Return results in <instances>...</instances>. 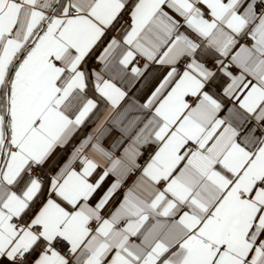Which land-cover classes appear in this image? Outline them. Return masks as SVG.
<instances>
[{"label": "crops", "instance_id": "0c3cea01", "mask_svg": "<svg viewBox=\"0 0 264 264\" xmlns=\"http://www.w3.org/2000/svg\"><path fill=\"white\" fill-rule=\"evenodd\" d=\"M78 7L71 40L26 94L15 129L11 113L0 126V228L14 225L17 253L47 241L42 264H223L237 218L249 204L257 215L264 210V0H79ZM186 48L215 101L199 112L198 132L177 143L155 178L105 174L106 153L119 154L135 116L114 101L149 95L168 70L160 56L182 58ZM209 59L221 67H205ZM87 72L100 106L86 92ZM5 94L0 89V112ZM159 126L157 118L149 125ZM80 159L84 166L72 168ZM34 162L47 170V195L17 226L12 219L27 215L44 185L29 173ZM58 234L70 240L73 261L50 247Z\"/></svg>", "mask_w": 264, "mask_h": 264}, {"label": "snow or ice", "instance_id": "6c2138e0", "mask_svg": "<svg viewBox=\"0 0 264 264\" xmlns=\"http://www.w3.org/2000/svg\"><path fill=\"white\" fill-rule=\"evenodd\" d=\"M78 3L79 0H0V89H6L7 103V115L0 113V126L11 113V127L15 129L18 110L48 67V57L58 56L65 46L62 41L71 40L73 26L78 22L71 13ZM184 51L187 54L182 58L168 52L160 56L157 63L168 70L149 95L137 98L125 93L114 101L126 102L135 116L122 130L127 143L119 154L106 153L111 164L105 174L126 172L131 177L139 170L141 176L155 178L161 165L174 156L177 143L198 132L199 112L215 101L208 95L202 66L189 49ZM154 118L160 121L155 129L149 127ZM154 144L159 145L155 151ZM147 151H152L151 159L145 156ZM257 212L255 205L249 204L235 221L227 237L231 252L223 253V264H264V214ZM29 215L16 223H26ZM13 227L5 224L0 228V264H42L47 241L37 239L21 257L14 246L16 242L11 240ZM54 246L61 252L67 248L59 240Z\"/></svg>", "mask_w": 264, "mask_h": 264}, {"label": "built area", "instance_id": "2783aa9c", "mask_svg": "<svg viewBox=\"0 0 264 264\" xmlns=\"http://www.w3.org/2000/svg\"><path fill=\"white\" fill-rule=\"evenodd\" d=\"M257 5H258L259 8H262V7H263V5H262L261 3H258ZM241 41H242V42H249V41H250V37H249L248 35H244V36L241 38ZM52 61H54L56 64L58 63V62L55 61V60H52ZM92 65L94 66L95 64L92 63ZM203 65H204L205 67H209V68H211V69H213V70H218V69L221 67V65H219V64H218L215 60H213V59H209V60L204 61ZM230 69L232 70V72H233L234 74H237V73H239V71H240V70H239L237 67H235V66H231ZM150 152H151V151H149V153H150ZM83 166H84V163H83L82 160L80 159L79 161L75 162V163L72 165V168H74V169H78V170H79V169H81ZM29 173H30V175H31L32 177H36V178H39V179H41V180H44L45 177H46V174H47V170H46V169H45L40 163H38V162H34V163H32V165H31V167H30ZM160 183H163V181H161ZM127 187H128V182L123 183V184L121 185V191L126 190ZM261 187H262V189L264 190V181L261 183ZM18 220H20V219L17 218V217H14V218L12 219L13 223H15L17 226H25V223H23V224H18V223H16ZM99 224H100V220H98V219H93V220H92V228L95 229ZM58 240L64 242V243L67 245V248H66V250H65L64 252H61L59 249L55 248V246H54V245H55V242L58 241ZM50 247H51L52 249H54L55 251H57L60 255H62L63 257H65V258H66L67 260H69V261H73L74 258H75V252H74V250L72 249L71 242H70V240H69L67 237H65V236H62V235H60V234L54 236V238H53L52 241L50 242ZM26 251H28V250L21 249L18 253L20 254V253H24V252H26ZM68 253H71V258H69Z\"/></svg>", "mask_w": 264, "mask_h": 264}, {"label": "trees", "instance_id": "16d2710c", "mask_svg": "<svg viewBox=\"0 0 264 264\" xmlns=\"http://www.w3.org/2000/svg\"><path fill=\"white\" fill-rule=\"evenodd\" d=\"M85 68H86V70L88 69V63H86L85 64ZM88 71V70H87ZM86 92L91 96V97H93L94 99H96L97 100V102H98V104H99V106L101 105V103H102V100L101 99H99V96H98V94H97V92H96V90H95V86H94V84H93V82H92V80H91V77H90V75L88 74V72H87V74H86ZM99 106H98V108H99ZM86 127H87V123L86 124H84L83 126H82V128H81V130H80V132H83V131H85L86 130ZM79 134V133H78ZM78 134L75 136V138H77L78 137ZM76 139H74V141H75ZM73 143V142H72ZM72 144H69L68 145V147H70ZM65 150H67V149H65ZM63 153H65V151L64 152H62V154ZM60 157L56 160V162L55 163H57V162H60ZM48 175L46 174V177H45V179H44V185H43V188H42V190H41V192L37 195V197L35 198V200L30 204V206H29V208H28V210H27V215H32L33 214V212L38 208V206L43 202V200L46 198V195H47V177ZM29 215V216H30Z\"/></svg>", "mask_w": 264, "mask_h": 264}, {"label": "clouds", "instance_id": "9594fccd", "mask_svg": "<svg viewBox=\"0 0 264 264\" xmlns=\"http://www.w3.org/2000/svg\"><path fill=\"white\" fill-rule=\"evenodd\" d=\"M72 16L74 17H77V16H80L81 15V9L79 7H76L73 11H72ZM67 40H63L62 43H64L65 45V42ZM54 59V55L53 56H49L48 57V63H50L52 60ZM2 113L3 115H7V109H5L4 111L0 112ZM256 209H257V206L255 205ZM258 210V209H257ZM261 214H264V212H261ZM24 255V253H20V256L22 257ZM68 256L69 258H71V253H68Z\"/></svg>", "mask_w": 264, "mask_h": 264}]
</instances>
